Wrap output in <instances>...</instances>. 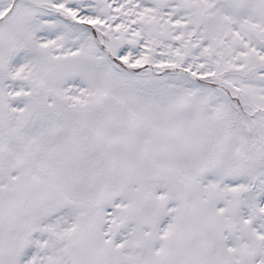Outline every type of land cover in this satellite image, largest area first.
I'll return each instance as SVG.
<instances>
[{"label":"snow or ice","instance_id":"snow-or-ice-1","mask_svg":"<svg viewBox=\"0 0 264 264\" xmlns=\"http://www.w3.org/2000/svg\"><path fill=\"white\" fill-rule=\"evenodd\" d=\"M0 264H264V0H0Z\"/></svg>","mask_w":264,"mask_h":264}]
</instances>
